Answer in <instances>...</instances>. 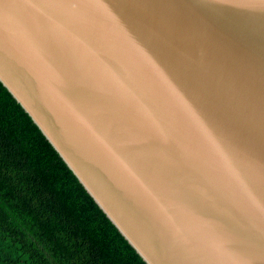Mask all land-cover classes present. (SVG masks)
Masks as SVG:
<instances>
[{"label":"water","instance_id":"95a60500","mask_svg":"<svg viewBox=\"0 0 264 264\" xmlns=\"http://www.w3.org/2000/svg\"><path fill=\"white\" fill-rule=\"evenodd\" d=\"M0 84L145 264H264V0H0Z\"/></svg>","mask_w":264,"mask_h":264},{"label":"trees","instance_id":"16d2710c","mask_svg":"<svg viewBox=\"0 0 264 264\" xmlns=\"http://www.w3.org/2000/svg\"><path fill=\"white\" fill-rule=\"evenodd\" d=\"M0 264H145L1 84Z\"/></svg>","mask_w":264,"mask_h":264}]
</instances>
